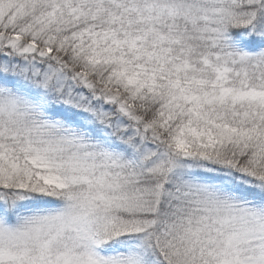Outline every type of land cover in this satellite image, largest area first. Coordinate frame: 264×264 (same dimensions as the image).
Here are the masks:
<instances>
[{"label":"snow or ice","instance_id":"snow-or-ice-1","mask_svg":"<svg viewBox=\"0 0 264 264\" xmlns=\"http://www.w3.org/2000/svg\"><path fill=\"white\" fill-rule=\"evenodd\" d=\"M0 264H264V0H0Z\"/></svg>","mask_w":264,"mask_h":264}]
</instances>
